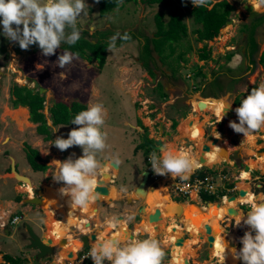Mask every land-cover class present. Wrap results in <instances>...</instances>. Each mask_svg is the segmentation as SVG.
Here are the masks:
<instances>
[{
    "label": "rangeland",
    "instance_id": "obj_1",
    "mask_svg": "<svg viewBox=\"0 0 264 264\" xmlns=\"http://www.w3.org/2000/svg\"><path fill=\"white\" fill-rule=\"evenodd\" d=\"M85 2L88 4V14L86 16L82 15L78 20L81 36L87 38L91 42L100 39L109 42V38L117 32L121 34L127 32L132 37V39L127 42L118 40L117 50L115 52H109L107 50L108 58L103 68L100 67L96 59L88 60L87 58H81L73 54L75 57L74 60L61 69L56 61L59 55L63 53L62 47L66 43H62L61 47L56 50L54 55L44 56L38 44L31 45L27 50H22L18 42L9 41L8 38L3 35V28L2 25H0V162L3 164V167L0 166V171L5 172L9 169L7 167L8 161L4 160V158H7V154L14 155L16 153L24 157L26 156L25 149L27 145H33L38 148L42 157L50 165L46 178H44L46 180L42 183V185H48L45 189L46 192H44L46 209L40 208L39 210L42 211L39 212L37 210L38 212L33 213H38L36 216L40 217V226L34 221L28 223L33 225L35 231L39 234L43 232L45 234L46 231L48 239L52 240L54 243H57L59 239L63 237H67L71 240L70 244H73L76 240L75 235L79 237L77 240H81L80 238L84 233H91L90 227L85 226L88 222L91 221V226L93 227L99 224L105 226L107 220L111 219L113 216L118 218L122 217L126 222L119 221V225L124 224V227L130 232L134 229L137 234L142 232L138 235V240L156 238L161 242L166 254L162 264H170L171 261L177 262L178 260V262H184L182 254L180 253V248L172 249L166 242V232L169 229L174 232L178 229H180V231L182 230L181 232L182 234L184 233V235L181 236V238H184V240L193 238L197 235L201 237L202 243L196 245L197 255L192 257L190 261L185 264H221V261H219L216 255L221 251V245L223 244L227 245L231 253L228 264H241L240 260L233 258L232 250L236 249L235 246L237 247V251L243 247L240 236L242 235L243 237L245 232L250 230V227L242 223L241 229H238L237 234V225L235 224L237 220L236 215L229 216L227 215L228 213H225L224 216L219 219L216 226L211 223L206 226H200L199 224L194 227L188 226L185 217L190 213V209L186 212L187 214L184 213L185 215H179L176 219L172 218L166 205L170 203H165L160 195L156 194V191L158 188L162 187L161 189H163L165 185H167L166 187L170 188V195L172 197L171 188L173 189L172 185L177 182L174 179H169V177H171L170 174L167 176H160L153 172L151 164L149 163V155L154 150L144 154L143 150L145 151L146 147L143 146L141 141L142 138L144 139V136H147L148 130L152 135L161 137L163 128L165 131L162 139L167 142L166 144L174 150L181 149L183 145L190 147L192 152L196 150L197 159L201 161L204 167L212 166L214 163L209 164L205 161V153H207L208 157L214 154L211 158L214 159L215 156H217L219 159L217 162H219L223 154L228 153L230 149H233L231 156L233 161L236 162L237 169H250V166L248 167L247 164L248 160H250L251 166L254 165L253 168L260 167L261 164L264 167V161L261 158L264 157V138L259 136L260 138L257 139L259 143L258 147L255 143L251 147V150L254 147H257L258 150L261 149L260 151H262V153L257 155L256 152L248 150L250 148L248 144L243 145L247 142H252L254 140H251L250 137L252 136L245 138L243 134H237L229 127L230 121L235 120L239 122L235 109L240 106L241 100L247 96L251 88L257 87L261 82H264V62L253 70H246V68L244 69L243 67L241 71L243 74L242 78L240 77L239 81L234 82L232 76L239 74V64L234 63L236 59V56H234L235 51L231 54L232 58L226 59V57L230 55L229 52L231 49H229V51L223 49L224 40L219 44V41L211 43L216 45L210 49L212 56L202 61L200 55L204 52V48L200 46H203V42L197 41L198 35L194 32V29L200 24L195 23L194 14L188 13L187 8L188 4H192L191 0H183L182 2L173 0L171 5V7L179 5L184 12L183 20L187 25L188 36L182 39L185 44L187 43L186 48L184 46H177L173 56L168 57L167 55H169L171 47L169 44H164L162 55H159V52L155 51L152 53L153 59L149 61V59L144 58L145 56L143 54L145 48L149 46L148 43L145 44V37L147 42L150 43V48L154 47L155 43H153L151 39H153V36L156 34L155 31L157 30L155 20L156 14L161 10L164 11V21L167 22L169 20V10L171 7H165L161 4H150L145 0H123L118 7L102 14L100 11V2L97 3L96 0H85ZM229 28H231V23H229ZM221 35L223 38L227 39L231 36V32H228V29L225 28ZM189 43L192 44L193 48L186 51ZM121 44H123L122 47L120 46ZM205 46L208 45L206 44ZM181 51L185 52V54L183 61L181 59L179 62L177 60V55ZM219 51H221L222 54H219ZM145 62H148V66L146 67ZM148 68L154 69L156 74L151 75L148 72ZM172 69H177V73L174 74V72L171 71ZM25 74L39 79L42 86L47 90V92L44 93V105L40 112L45 115L48 125H52L54 122L51 109L59 101H63L68 105H71L72 101H77L81 104H86L87 108L90 103H101L106 109L103 131L107 132L108 147L98 158L101 163L105 158L109 160L118 158L120 161V168L116 169L108 164L104 168H101L100 172L105 170L111 173V178L109 177L110 180L107 182V186H111L112 184L117 185L122 195L118 199L110 201H107L108 199L105 197H102V199L100 198L97 202L99 208L98 212L95 210V203L92 205L90 204L87 208L73 212L71 222H69V213L71 211L69 197L59 194L58 190L63 184L61 182L59 183L60 185H58L53 180L52 174L55 171V164L52 162L55 160V157H59L61 161H64L73 154V159L78 158L83 154V151L80 146H72L63 151L64 157L61 158L58 153L59 149L51 144L59 136L67 138L68 133L78 126L72 123L56 124V126L53 124V136L50 140H45V136L38 132V125H40V123L31 122L30 111H28V119L31 125L27 122L22 123L23 121L20 122L17 120L14 110L20 107L16 109L12 108L11 88L16 83L33 87V82H31ZM25 80H27V82H25ZM164 82L166 83L165 91L167 92V98L161 99L156 88L159 83L164 84ZM216 83H220V86H217ZM207 99H214L217 101L225 100L228 104H231L230 108L225 109L226 115L221 121H218V113H222L224 108L217 109V106L205 108V106L200 107L201 105L198 104L199 101L203 103ZM234 101L237 102V105L234 104ZM195 108H199V110L196 111ZM68 110L70 114H73L72 108H68ZM196 115H200L202 120H195L194 116ZM140 121L142 124H140ZM175 121L178 122L176 127L174 126ZM197 124H200L199 129L197 128ZM133 126H136L137 129ZM57 129L59 130L56 131ZM158 129L160 132L156 135L155 133ZM261 130L259 131L260 134L263 132V130ZM140 131L143 132L142 138L139 133ZM215 131H221L223 138H221L219 133H215L213 137V132ZM218 135L219 137H217ZM232 136L235 137L233 138ZM224 137L231 138L230 143H232L233 146H230L232 148L222 143ZM195 141L199 143V146L195 145ZM260 141H262V143ZM201 144L203 146L208 145L209 149L203 150ZM215 145L223 146L222 152L219 151V153H215L213 149ZM45 151H48L47 154L44 153ZM137 152L139 153L137 154ZM157 154L159 155L158 152ZM256 155L260 160L257 159ZM17 165L19 168V164ZM221 167L225 168V173L231 177L233 181L237 175V170L233 168V165L225 161ZM144 171L151 172L150 183H148L147 189L150 188V195L152 198H148L147 201L142 200L140 198L141 195L135 193L138 182L143 176ZM243 173L248 174L249 172L243 171L242 175ZM257 173L258 172H256V174ZM5 177L9 176L5 173ZM190 178L192 179L191 176ZM12 180H14L12 181L14 184H20L15 178ZM243 182L245 183V180L238 181L237 185L239 186L240 183L242 184ZM233 183L236 184L235 181H233ZM123 189H126V191H122ZM18 190L21 191V193L14 197L16 201L18 196L22 199L26 197V191L29 192L31 196L34 192L33 188L27 190L21 187L20 189L18 188ZM115 190L116 188L114 187L111 189V191ZM260 191H264V189H260ZM258 193L260 192L258 191ZM153 195L156 196L157 202L161 201L159 203L160 213L157 214L156 218L151 210L154 204ZM174 197V199L177 200L183 199L176 195H174ZM196 198L197 194L192 193L191 197L188 198L189 201H184L183 204L189 203L192 210H196L201 213L203 217H207V214L200 210V205L202 204L201 198L199 197L197 200ZM110 199L114 198L111 196ZM212 199L220 200L219 197H214ZM17 202L20 207L31 205L22 204L21 200ZM200 202L201 204H198ZM224 203L223 199L222 201H218L217 204L215 203V205L221 208L225 206ZM54 204H57V206L54 207ZM234 204L237 208V203ZM251 205V202L245 205H238L240 210L238 212L241 217L247 214ZM31 206L36 208L34 205ZM15 212L17 211L9 213L10 221L13 216L21 214ZM22 214H24V212ZM25 214L26 219L24 218L21 224H9V227L13 231L21 229L23 225L27 223L28 214ZM29 215L30 217H34V215L30 213ZM129 216L134 218L129 220ZM153 217L156 219V224L153 227L154 229L152 228V230L149 231L141 220L147 219V221H150L149 218H152V221ZM65 218L68 220V224H65ZM126 223H128V225H125ZM64 226L69 229L64 231ZM99 232L102 233L105 238L117 235L124 236L121 235L122 228L120 227L116 230L110 227L104 229V231L99 230ZM209 235L214 236L213 241H208ZM253 235H255V232H253ZM17 239H20L19 235L13 238L6 237L4 241L7 245L2 248V252L8 253L6 251L15 250L19 242ZM28 243L29 240L27 244ZM216 243L217 247H214ZM7 246H11V248ZM61 246L62 245L59 247L57 245L53 255L41 260H37L34 256L36 251L28 249L25 246H23L21 250H18L20 256H18V254L16 256L27 258V262L24 264H56L59 251L62 252L65 249V247L61 248ZM90 248L91 245H89L85 252H89ZM88 261L93 262L91 258H89ZM105 263L111 264L110 261H105ZM66 264H79V261H77L76 257L66 260ZM224 264H226L225 261Z\"/></svg>",
    "mask_w": 264,
    "mask_h": 264
},
{
    "label": "clouds",
    "instance_id": "obj_2",
    "mask_svg": "<svg viewBox=\"0 0 264 264\" xmlns=\"http://www.w3.org/2000/svg\"><path fill=\"white\" fill-rule=\"evenodd\" d=\"M96 2L99 3V0ZM122 2L123 0H117V5ZM213 2L214 0H191L196 8L210 7ZM247 3L253 5L255 12L264 9V0H248ZM87 7L88 4L85 0H0V25L3 28V35L9 41L18 42L22 50H27L31 45L38 44L44 56H51L56 53L62 43L74 45L79 41L81 29L78 26V20L82 15L88 14ZM131 39L129 33L117 32L109 38L107 50L115 52L118 40L127 42ZM120 46L122 47L123 44ZM74 58L72 53L63 51L56 62L63 69ZM25 76L30 81L37 79L31 75L25 74ZM230 106L231 104H227L223 112L218 113L219 121L224 118L225 109ZM18 107H26L30 111L29 107L25 105L12 106L13 109ZM235 112L239 122L235 120L229 122V127L235 133L243 134L247 138L264 128V82L251 89L250 93L241 100L240 106L235 109ZM105 116L106 109L103 104L90 103L87 109L80 111L72 119L71 123L78 127L73 128L67 138L59 136L51 144L60 151H65L72 146H80L83 151V154L78 158L73 159V154L64 161L54 160L52 162L55 164L52 178L56 183L62 182L63 184L58 190L59 194L69 197L71 208L69 222H71L73 212L77 209L87 208L102 195L97 191V176L101 170V161L98 157L108 147L107 132L103 131ZM31 122L33 121L31 120ZM50 126L52 127L53 124ZM47 152L44 153L47 154ZM41 158L42 162H47L43 157ZM114 160L116 163H120L118 158H114ZM205 161L211 164L214 159L205 153ZM149 163L156 175L167 176L170 174L174 180L180 179L181 181L188 180L202 166L201 161L197 158L178 152L166 143L160 144L158 150L149 155ZM9 171H11V167ZM20 184L27 186V183L20 182ZM33 189L32 196L36 194L35 189L38 188L33 186ZM171 190L174 201H189V197L177 195L172 188ZM122 191H126V189ZM26 194V197H32L27 191ZM173 194L183 199H174ZM223 199L220 198L221 201ZM203 201L201 198V202ZM21 215L25 218L24 214ZM234 215L239 216L240 214L238 212ZM133 218L132 216L128 217L129 220ZM19 221L20 218L17 217L13 223L21 224L23 222L19 223ZM241 221L249 226L250 230L240 238L243 247L238 251L232 250L233 258L242 260L244 264H264V202L252 204L247 214H244L241 219H237L235 224L240 226ZM117 224H119V218L113 216L110 227L115 228ZM165 255L161 242L156 238L137 240L129 239L126 235L105 238L102 233L98 232L97 239L91 244L86 258L90 257L93 264H104L105 261H110L111 264H162ZM224 261L225 250L221 264H224Z\"/></svg>",
    "mask_w": 264,
    "mask_h": 264
},
{
    "label": "trees",
    "instance_id": "obj_3",
    "mask_svg": "<svg viewBox=\"0 0 264 264\" xmlns=\"http://www.w3.org/2000/svg\"><path fill=\"white\" fill-rule=\"evenodd\" d=\"M126 1H131V0H126ZM145 1H148L150 4H161L165 7H171L173 2V0H145ZM177 1L182 2L183 0H177ZM99 2H100V11L102 14H105L111 11L113 8L119 6L117 5V0H99ZM228 6L229 4L227 3V1L220 2L218 7H215L211 10L207 9L206 7L196 8L193 4L187 5L188 13L192 15L194 14L195 16L194 18L196 22L202 23V28L194 29V32H198V33L200 32L199 37L197 38L199 41L207 38H212L214 34L218 33L220 27L223 26L226 22V15H219L217 10L223 9L224 10L223 14H225L228 10V8L226 7ZM183 17H184V12L183 10H181L179 5H175L170 8L169 20L167 22L164 21V11L161 10L156 14L155 20L157 26V33H156V37H153V39L151 40L153 43H155V48L159 52V55H162L163 53L164 44H169V46L171 47L169 54H174L177 46H184L186 48L187 43L185 44L182 38L183 37L186 38L188 36V32H187V25L184 22ZM145 40L146 43L149 44V42H147L146 37ZM108 43L109 42L102 41L101 39L95 42H91L87 38L81 36L79 41L74 45H69L66 43L62 47V51H67L72 54H76L77 56L81 58H87L88 60L96 59L98 60L100 67L103 68L108 58V52H107ZM191 48H193V46L191 43H189L186 51H188ZM149 49H150L149 46H147L145 48V52H143L145 59H148L149 57L150 54ZM184 54L185 52L183 51L178 53L177 59L179 62L181 59L183 61ZM201 55H202L201 58L203 59L207 58V52H204ZM262 62H264V57L262 59ZM146 66H148V62H145V67ZM177 69L175 70L172 69L174 74L177 73L178 71ZM148 70L151 72V74H154L152 68H148ZM233 80L234 82L239 81V79H235V78ZM216 85L220 86V83H216ZM163 88H164L163 84L159 83L156 89L158 90L161 99L162 98L166 99L167 92ZM250 91L247 93V95L250 93ZM11 96H12L11 97L12 106L17 107L18 105H25L29 107L31 112V120L35 123H40V125H38V132L45 136L44 138L45 140H50L53 136L52 127L47 124L45 115L40 112L41 108L44 105L45 95L44 94L41 95L38 90H34L33 88L27 85H19L18 83H16L11 88ZM236 103L237 102L234 101L235 105H237ZM67 105H68L67 103L63 101H59L52 107L51 110L53 113L54 125L71 123L72 119L75 117L76 114L87 108L86 104H81L77 101H72L71 105L68 106ZM68 108H72L73 114L69 113ZM141 121L140 124H142ZM176 125H178L177 121L174 122L175 127ZM143 146L148 148L149 151L154 150L147 145H143ZM26 152H27L28 160L35 171H45L49 167L45 162H42V158L39 155V151L37 150V148L31 145H27ZM207 175L208 174L205 173L204 170H197L194 174V177L205 178ZM256 191L258 192L260 191V189H257ZM214 197H215L214 195L205 194V193L203 194L204 201H212V202L219 201V200H213L212 198ZM21 199L22 198L20 196L17 197V201H20ZM208 205L211 207L214 204H208ZM5 260L10 264H24L25 262H27V258H21L18 256L14 257L13 255L10 254L5 255ZM87 264H93V262L88 261Z\"/></svg>",
    "mask_w": 264,
    "mask_h": 264
},
{
    "label": "crops",
    "instance_id": "obj_4",
    "mask_svg": "<svg viewBox=\"0 0 264 264\" xmlns=\"http://www.w3.org/2000/svg\"><path fill=\"white\" fill-rule=\"evenodd\" d=\"M208 100H213L214 102H225V103H227V101H225V100H220V101H217V100H214V99H208ZM207 101V100H206ZM204 103V102H203ZM202 103V105H206V104H203ZM199 104V103H198ZM228 104V103H227ZM200 105V104H199ZM201 105V106H202ZM200 106V107H201ZM26 108V107H25ZM219 107H217V109H218ZM220 109V108H219ZM197 110H199V108H197ZM23 121V120H22ZM219 121V120H218ZM19 122V121H18ZM21 122V121H20ZM19 122V123H20ZM198 125V124H197ZM200 125V124H199ZM54 126H56V125H54ZM263 130V132H264V129H262ZM261 130V131H262ZM162 135H161V137H156V139L155 140H163L162 139V137H164V131L165 130H163V128H162ZM263 132H261V134L259 133V131L258 132H255L254 134H252V135H250V136H252V137H250L251 138V140H253L252 142L250 141V143H246V144H243V145H249L250 146V148L248 149V150H251V147L253 146V144L255 143V145H257V147H258V138H260L259 136H261L262 138H264V133ZM215 133H219L220 135H221V138H223V136H222V133H221V131H215V132H213V137H214V134ZM233 137V136H232ZM235 137V136H234ZM233 137V138H234ZM224 141H222V143L225 145V146H227V147H229L230 145H232V143H230L231 142V138H225L224 137V139H223ZM164 142H165V140H163ZM261 143H262V141H260ZM165 143H167V142H165ZM260 143V144H261ZM33 146V145H32ZM201 146H202V148H203V150H205V148H204V146L201 144ZM233 146V145H232ZM33 147H35V146H33ZM213 147V146H212ZM223 146H217V145H215L214 147H213V149H214V151H215V153H219V151L220 152H222L221 150L223 149L222 148ZM231 147V146H230ZM229 147V148H230ZM257 147L255 148H252V150L251 151H253V152H256L257 153V155L259 154V152H262V151H260L261 149H257ZM36 148V147H35ZM232 148V147H231ZM38 149V148H37ZM39 151V155L42 157V154H41V152H40V150H38ZM233 151V149H230V151L228 152V153H226V154H223V157H221L222 159L219 161V162H217L219 159H218V157L217 156H215V158H214V163H213V165L212 166H206V167H204V166H202V167H200L199 169H204V171H205V173H207V174H210V173H214L216 170H217V168H218V165H219V163H221V162H223V161H226V162H228L229 164H231V165H233V168L235 169V170H237V174L241 171V173H240V178H241V180H243V178H242V172L243 171H248L249 173L247 174V173H245V174H247V179H250L251 178V180H250V183L249 182H247L246 180L247 179H245V182L246 183H248L251 187H252V189H251V191L253 190L254 192H257L256 190L257 189H264V167H263V165L261 164V166L260 167H257V168H253V166L254 165H252L251 166V162H250V160H248L247 161V164H248V167L250 166V169L248 168V169H246V170H241V169H237L236 168V162L235 161H233V159H232V156H231V152ZM46 152V151H45ZM58 153L60 154L59 156L62 158V157H64V152L63 151H60V150H58ZM8 156H6L7 158H4V160L5 161H8V168H10L11 167V164H12V161H13V159H15V162H16V166H17V168H18V165L17 164H19V168H18V170H19V172H21V173H26V175H28L30 178H31V181H32V184H33V186H34V188H38V189H40V188H42L43 187V185H42V183H43V181L44 180H46V179H44V178H46V174L48 173V171H49V168H50V165L48 164V162H45L49 167L45 170V171H35L33 168H32V165H31V163L29 162V160H28V158H27V156H24V157H22V156H20V155H18V154H14V155H12V154H7ZM214 154H212V156H213ZM256 155V157H257V159H259L258 158V156ZM211 156V157H212ZM262 158V160L264 161V157H261ZM56 160H59V158H56ZM260 160V159H259ZM59 161H61V160H59ZM0 166L1 167H3V164H2V162H0ZM209 170V171H208ZM196 172V171H195ZM195 172L191 175V177L192 178H199V177H194V174H195ZM256 172H258L257 174H256ZM5 173L7 174V176H9V177H5ZM244 174V173H243ZM13 178H11L10 177V171L7 169L5 172H1L0 171V263H2V264H4V262H5V264H10L9 262H7L6 260H5V255L6 254H10V255H13L14 257H16V255L18 254V250H21V248L23 247V246H26V244H27V242H28V240H29V234H28V231H27V229H26V224L28 223V222H30V221H34L35 223H37L38 224V226H40V223H39V220H40V217H38V216H36V214H38V213H36V214H33L34 212H40V211H42V210H39L40 208L39 207H36V208H33V206H31V205H26V206H19V203L14 199V197L16 196V195H20V193H21V191H19L18 190V188L20 189L21 187L22 188H26L27 190L29 189L28 187H29V185H27V186H21L19 183L18 184H14L12 181H14V180H12ZM169 179H171V180H173V178L172 177H169ZM234 181V180H233ZM233 181L231 180V181H229L228 183V187L229 188H232V187H234L235 186V184L233 183ZM175 183V182H174ZM58 185H60L59 183H57ZM260 184H262V187H260ZM41 186V187H40ZM30 187H32V186H30ZM108 187H110V189H112L113 187L114 188H116L117 190H118V192H121V190L119 189V187L117 186V185H115V184H112L111 186H108ZM237 187H239L240 188V186H238L237 185ZM33 188V187H32ZM222 189L223 188H220L219 189V191H222ZM165 191L167 192L168 190H164V192H162V193H159V195H160V197H161V199L163 198V196H164V193H165ZM252 191V192H253ZM253 192V193H254ZM255 194V193H254ZM25 198V197H24ZM172 198V197H171ZM220 198V197H219ZM225 198V197H224ZM112 200H115V199H112ZM22 201V200H21ZM220 201V200H219ZM172 202H175L174 200H172ZM184 202V201H183ZM183 202L182 203H178V204H183ZM196 202H198V201H196ZM217 202L218 201H215V202H212V201H203L202 202V205H205L206 207H210L208 204H214L215 205V203L217 204ZM160 203V202H159ZM159 203L156 205V204H153L152 205V208H151V210H152V212L156 209V208H159L158 206H159ZM177 203V202H176ZM231 203H237V201H233V202H231ZM244 205L246 204V203H250V202H242ZM201 204V203H200ZM242 204V205H243ZM96 205V207H98L97 206V203L95 204ZM183 205H187V204H183ZM238 205L239 204H237V208L236 209H238ZM95 207V208H96ZM38 210V211H37ZM80 211L81 209H77L76 211ZM142 210V209H141ZM14 211H17V212H15V213H23L24 212V215H25V219H26V214L25 213H27L28 214V217H27V223H25L24 225H23V227L21 228V229H16V230H12L9 226V224H11V222H10V220H9V213L10 212H14ZM97 212V211H96ZM29 213L31 214V215H34V217H30V215H29ZM158 213H160V210L159 211H157V212H153V215L154 214H158ZM243 214H244V212H243ZM195 218H197V217H195ZM201 218V217H200ZM150 219V221H148V225L151 227V229L153 228V226H154V221L152 220L151 221V219L152 218H149ZM192 219H194V218H192ZM90 221V220H89ZM110 221H111V219H108L107 220V222H106V225L105 226H102V225H97L96 227H93V226H87V224L85 225V226H87V227H90V229H91V233H89L90 235L91 234H94L96 237H97V230L99 231V230H102V231H104V229H106V228H110ZM119 221H121V220H119ZM124 222H126L125 221V219L123 220ZM91 222V221H90ZM89 223V222H88ZM28 224H30V223H28ZM45 224H46V221H45ZM18 225V224H17ZM31 225V224H30ZM75 225H76V223H75ZM125 225H128V223H126ZM32 227H33V225H31ZM118 227H120V228H125L124 227V224L123 225H119V224H117L116 225V227L114 228L115 230L118 228ZM34 228V227H33ZM113 228V227H112ZM67 229H68V227H67ZM34 230H35V228H34ZM66 230V227L64 228V231ZM133 231H135V229L133 230ZM83 232V231H82ZM38 233V232H37ZM39 234V233H38ZM55 234V233H54ZM84 234H86V233H84ZM88 234V233H87ZM17 235H19L20 236V239H17V240H19V242H18V244L16 245V247H15V250H13V251H6V252H8V253H5V252H2V248L3 247H6V245H7V243H5V241H4V239L6 238V237H9V238H13V237H15V236H17ZM39 235H41V236H43L44 237V240H47V241H49L50 239H48V234H47V232L45 231V234H44V232L43 233H41V234H39ZM106 235H108V234H106ZM109 235H111V234H109ZM67 238V237H66ZM77 238H79V237H77L76 235H75V239L77 240ZM70 240V239H69ZM71 241V240H70ZM51 243L52 244H55L52 240H51ZM7 247H9V248H11V246H7ZM13 249V248H12ZM81 248H79V249H76L74 252H70V251H67L66 249H64V251H59V255H58V257H57V263L58 264H66V260H69V259H74V258H76V256H77V254H78V250H80ZM70 254H73V256L72 257H70ZM18 256H20L19 254H18ZM64 259H65V261H64Z\"/></svg>",
    "mask_w": 264,
    "mask_h": 264
},
{
    "label": "bare ground",
    "instance_id": "obj_5",
    "mask_svg": "<svg viewBox=\"0 0 264 264\" xmlns=\"http://www.w3.org/2000/svg\"><path fill=\"white\" fill-rule=\"evenodd\" d=\"M33 80H31V82H33ZM33 84H34V82H33ZM35 89L38 90V88H35ZM205 104L206 105H202L201 107H204L205 106V108H209V107L210 108H213V106H217V107L219 106V108H224L227 105V103H225V102H214L213 100H208V99L205 102ZM10 111H12V110H10ZM14 112H16V118H17V120H19V121H22L23 120L22 123L27 122L28 124L31 125V122L28 119L29 117H28V109L27 108L20 107L17 110H14ZM200 117H201L200 115H196V116H194V119L195 120H198V121L199 120L201 121L202 119ZM199 127H200V125L198 124L197 128L199 129ZM160 141H161V143H165L163 140H160ZM198 144L199 143L195 141V145L196 146H199ZM177 151L178 152H181V153H184V154L191 155L194 158H197V156H196V154H197L196 153V150L192 152L190 150V147H188L187 145H183L182 148L179 149V150H177ZM261 153L262 152H259V154H261ZM56 158L57 157H55V160H56ZM59 160H60V158H59ZM247 177H248L247 174H243L242 175L243 180L247 179ZM192 179H204V178H200L199 177V178H192ZM109 180H110L109 178L108 179L107 178L105 179V177H103V172H100V174L97 176L98 186H99V181H105V183L107 184V182ZM27 185L33 187V184H27ZM160 185H161V183H160ZM43 186H44V189H43V187L41 188V189H43V191L40 194L43 197V207H44V210H45L46 209V206H45V194H44V192H46L45 189H46V187L48 185L45 184ZM166 186L167 185H165V187L163 189H161L162 187L158 188V190L156 191V194L162 193V192H164V190H168L169 191V192L167 191L166 193H164V196H163L162 199L165 201V203H170V204H166V205L168 207L167 209H169V211H170L171 217L174 218V219H176L177 216L182 215L184 213L187 214L186 212L188 211V209H190L191 211H190V213H188L186 215L185 220L187 221L186 224H188V226H192V227L196 226L197 224H199L200 226L201 225L202 226H206L207 224H210V223L213 224L214 226H216L218 224V222H219V219H221L224 216L225 213H228L229 210H230V208H233L234 209L233 214H230L231 216H233L235 213H238V211H240V210H239V208L236 209V205L234 203H231L233 201H237V204L240 203V202L241 203L242 202H251L252 204L264 202V192L263 193H260L259 195H257L256 193L254 194L251 191L252 187L248 183H246V182L244 183L243 182L242 184L240 183L239 186H240V188L247 189L248 190V194H246L243 197H239V198H237L235 200H232V201H230L228 197H225L224 198V202H225L224 204H225V206L224 207H221V208L219 206H217V205H213L211 207H206V206H203L201 204L200 205V210L202 212H205L207 214V217H203V215L201 213H199L198 211L192 210V207L189 205V203L187 205H183V204H178L176 202H172V198H171L170 190H169L170 188L169 187H166ZM28 188H29V190L32 189L31 187H28ZM108 188H109V193L108 194L101 195V197H100L101 199H102V197H106V196H109L110 195L111 189H110V187H108ZM192 193H195V191H193ZM150 194H151V191H150V188H148L147 189L146 196L144 197V201H147L148 200V197L150 199L152 198ZM153 198H154V204H158L159 202L156 201V196L155 195H153ZM94 203L96 204L97 201L95 200L92 204H94ZM198 204H200V203H198ZM53 206L55 207V206H57V204H54ZM144 207H145V205H144ZM95 210L98 212L99 211V208L96 207ZM159 210H160L159 208H156L153 212H157ZM195 217H197V218H195ZM192 218H194V219H192ZM241 218L242 217L240 215L239 216H236V219H241ZM123 220H124V218L121 219V221H123ZM242 223H243V221H241L240 226H236L237 227L236 233H237L238 229L242 226ZM143 225H146V222L145 221H143ZM87 226H91V222L87 223ZM181 231H180V229H178L176 232H174V231H172V230L169 229L166 232V238H167L166 242L169 244V246L172 247V249H174V248H180V253L182 254V258L184 260V262H178L179 260L177 262H172L171 261L170 264H185V263H188L192 257H194L195 255H197L196 245H199L200 243H202L201 237H199L197 235V236H195L193 238L184 240L182 244H178L179 239L181 238V236L184 235V233L182 234ZM98 232L99 231L97 230V232H96L97 233L96 234L97 236H98ZM124 232H125V234H124ZM213 233H215V232H213ZM121 235H124V236L126 235L129 239L135 238V239L138 240L137 237L140 234H137L135 231H131L130 232L126 228H123ZM241 237H242V235L240 236V238ZM96 239H97V237L95 239H92L91 238L90 243L92 244V242H94ZM43 241L45 243L48 242L47 240H43ZM51 245H53V246L58 245L59 247H60V245H62L61 248L62 247H65V249L67 251L74 252L76 249H79V248H81L83 246V242L81 240H75L73 242V244H70V240L68 238H66V237H63V238L59 239V241L57 243H55V244H52L51 243ZM214 247H217V243H216V245ZM235 248L237 250V247L236 246H235ZM80 250H78V251H80ZM220 250L221 251H219L217 253L216 257L219 259V261H221L223 259V253H224V250H225V262H226V264H228L229 263V258L231 257V253L229 252V248L226 247L225 244H223V245H221V249ZM77 256H78V254H77ZM240 261H241V264H244V262L242 260H240ZM56 264H58V263H56ZM104 264H108V263H105L104 262Z\"/></svg>",
    "mask_w": 264,
    "mask_h": 264
},
{
    "label": "flooded vegetation",
    "instance_id": "obj_6",
    "mask_svg": "<svg viewBox=\"0 0 264 264\" xmlns=\"http://www.w3.org/2000/svg\"><path fill=\"white\" fill-rule=\"evenodd\" d=\"M222 1H227L229 6L226 7V8H228V10H227V12L225 14H223L224 13L223 9L217 10V12H218L219 15H226V22H225V24L223 26L220 27L218 33H216V34H214L212 36V38L203 39L201 41H199L197 39L198 42H203V46H200V47L204 48V52H207V58H204V59L201 58V60L205 61L208 58H210V56H212V54L210 52V49L213 46L215 47L216 45L211 44V41H212V43H214L215 41H219L218 42V44H219V43H221V41L224 40L223 41V44H224L223 49H226L227 51H229V49H231V51H232V52L231 51L229 52V54H230L228 56L229 58L226 57V59L232 58L231 54H233L234 53L233 51H235V55L234 56H236V59H235L234 63L235 64H239L238 66H239L240 72H239V74H237L238 76L234 75V76H232V78L240 79V77L242 78V75H243L241 73L243 67H244V69L246 68V70H253L254 68H257L259 65H262V59L264 57V9H262L259 12H255L253 5L250 4V3H247L248 0H214V2L211 4V6L210 7H206V8L211 10V9H213L215 7H218L219 3L222 2ZM247 8H251V10H248ZM195 23H199L200 24L199 26H197V28H202V23L201 22H196V20H195ZM229 23H231V28H229ZM225 28L228 29V32L229 31L231 32V36L229 38H227V39L223 38V36L221 35L222 31ZM155 33H157V30L155 31ZM195 34L198 35L197 36V38H198L199 37V33L195 32ZM153 37H156V34ZM145 44H146V42H145ZM145 44H144V46H145ZM206 44L208 46H205ZM149 48H150V43H149ZM155 51H157L156 48H155V45H154V47L149 49V52H150L149 57H148L149 61H151V59H153L152 53L155 52ZM204 52H202V53H204ZM219 54H222V52L219 51ZM167 56L168 57H172L173 54H169ZM201 56L202 55H200V57ZM177 57H178V55H177ZM263 70H264V67H263ZM153 71H154V74H151V72L148 70V72L151 75H155L156 71L154 69H153ZM171 71H170V74L172 75ZM170 74H168V75H170ZM163 87H164L163 89L165 90L166 89V83L165 82L163 84ZM205 102L203 104H205ZM199 104L202 105V102L199 101ZM195 110L197 111L196 108H195ZM133 127L135 129H137L136 126H133ZM159 132H160V130L158 129V131L155 134L157 135V134H159ZM139 133H140V136L142 138V133L143 132L140 131ZM146 137H148V140H150L151 142H153L156 139V136L152 135L149 130H148V133H147ZM141 142L144 143V139L143 138H142ZM143 145H146V144H143ZM147 152H149V150L147 148H146L145 151L143 150L144 154H146ZM138 153L139 152H137V154ZM150 177H151V173L149 174L148 183H150V181H149ZM142 179H143V176L140 178V181L138 182V185L142 181ZM165 193H166V191H165ZM121 195L122 194L120 192H118V190L116 189L115 191H111L110 195L106 196L105 198L108 199L107 201H110V200H112V199H110V197L112 196L116 200L119 197H121ZM156 216H157V214H155L154 217L156 218ZM154 217H153V221H154V225H155L156 224V221H155L156 219ZM64 220H65V224H68V220L66 218ZM141 221H145L146 222L145 226H146L147 230H149V231L152 230L151 227L148 225L147 219H142ZM65 227L66 226H64V228ZM66 230H67V227H66ZM141 233L142 232H140V234ZM87 248H85L84 251ZM88 260H89V258L86 259V260H82V257L81 258H77V261H79V264H82V263H86L87 264Z\"/></svg>",
    "mask_w": 264,
    "mask_h": 264
},
{
    "label": "water",
    "instance_id": "obj_7",
    "mask_svg": "<svg viewBox=\"0 0 264 264\" xmlns=\"http://www.w3.org/2000/svg\"><path fill=\"white\" fill-rule=\"evenodd\" d=\"M248 10H251V8H247ZM212 43V41H211ZM34 82V86L33 89L38 88V91L41 95H43L45 92H47V90L41 86V84L39 83V81L37 79L33 80ZM148 146H150L152 149L154 150H158L159 145L162 144L160 140H154L153 142H151L150 140H148V138L146 136H144V143ZM205 150L209 149L208 145L204 146ZM111 165L113 166V168L119 169L120 168V164L116 163L114 160H109L107 158L103 159V162L101 163V168H104L106 165ZM149 174L150 171H144L143 172V179L142 181L139 183V185L136 187L135 193L136 194H140L141 195V199L144 200V197L146 196L147 193V185H148V178H149ZM10 177L11 178H15L16 180H18L19 182H23V183H27V184H32L31 178L28 175L22 174L17 170V166H16V162L15 159H13L12 164H11V171H10ZM103 177L106 178H111V173L106 172L105 170H103ZM109 178V179H110ZM252 186V185H251ZM253 187V186H252ZM260 187H262V184H260ZM44 189V186H43ZM43 189H35V195L32 197H26L22 200V204H31V205H35V206H39L41 208L44 209L43 205V197L40 194ZM97 191L100 192L102 195L103 194H108L109 193V188L107 186V184L105 183V181H99V186L97 187ZM260 193H263L264 191H259ZM260 193H256L257 195H259ZM246 194H248V190L245 188H238V191L236 194H231L230 196H228L229 200H235L239 197H243ZM100 198L96 199V201L98 202ZM173 200V199H172ZM262 201V200H261ZM177 203H182V202H178L175 201ZM221 203V202H220ZM234 209L230 208L228 215L230 216V214H233ZM119 219H123L122 217H120ZM26 229L28 231L29 234V243L26 245V248L28 249H32L34 251H36L35 257L37 260H41L43 258H46L48 256H51L55 253L56 251V246L51 245V240H49L47 243H45L44 237L39 235L34 228L30 225V224H26ZM133 237V236H132ZM95 239L96 236L94 234H83L81 236V241L83 242V246L82 249L79 251L78 253V258H81L83 253H84V249L89 247V245H91L90 240ZM214 240V236L213 235H209L208 236V241H213ZM184 241V238H180L178 241V244H182ZM62 243V242H61ZM73 254H70V257H72ZM82 264H86V263H82ZM191 264V263H190Z\"/></svg>",
    "mask_w": 264,
    "mask_h": 264
},
{
    "label": "built area",
    "instance_id": "obj_8",
    "mask_svg": "<svg viewBox=\"0 0 264 264\" xmlns=\"http://www.w3.org/2000/svg\"><path fill=\"white\" fill-rule=\"evenodd\" d=\"M225 161L221 162L222 164L218 165L217 170L214 173L208 174L204 179H191L189 177L188 180L186 181H181L180 179H176V182L173 186V190L177 195L180 196H185V197H191L192 192L195 191L197 194V198H203V194H210L214 195L215 197H228L231 194H236L238 191L237 187V182L241 181L240 178V173L241 171L235 176L234 181H235V186L232 188H229L227 185L229 184L228 182L232 180L231 177H229L225 173V168H222L221 166L223 165ZM250 179H247L246 181L250 183ZM223 187L222 191H219V189ZM254 190V189H253ZM252 190V191H253ZM254 192V191H253ZM241 205L243 203H240ZM19 217L20 221H23L24 216L21 214H17L11 218V223L12 224H18V223H13V221ZM88 251L83 253L82 255V260H86L88 258Z\"/></svg>",
    "mask_w": 264,
    "mask_h": 264
}]
</instances>
